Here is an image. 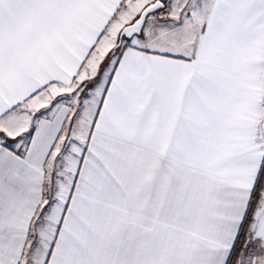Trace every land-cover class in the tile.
Wrapping results in <instances>:
<instances>
[{
	"label": "snow or ice",
	"instance_id": "6c2138e0",
	"mask_svg": "<svg viewBox=\"0 0 264 264\" xmlns=\"http://www.w3.org/2000/svg\"><path fill=\"white\" fill-rule=\"evenodd\" d=\"M0 264H264V0H0Z\"/></svg>",
	"mask_w": 264,
	"mask_h": 264
}]
</instances>
